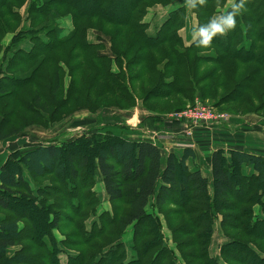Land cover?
<instances>
[{
  "label": "trees",
  "instance_id": "16d2710c",
  "mask_svg": "<svg viewBox=\"0 0 264 264\" xmlns=\"http://www.w3.org/2000/svg\"><path fill=\"white\" fill-rule=\"evenodd\" d=\"M172 2L0 0V142L30 126L48 129L85 109L93 115L112 107L120 112L139 102L148 113L139 127L168 129L162 118L169 114L154 111L150 101H172L182 105L175 109L180 112L182 103L204 100L227 82L234 87L227 95L235 99L231 104L264 102V0H245L236 28L207 48L185 44L187 12L196 15L198 28L230 10L221 9L228 0L173 10L150 34L152 9ZM65 20L72 25L68 35L61 27ZM90 32L98 40L90 41ZM203 65L215 68L198 79ZM148 80L155 86L144 96L139 89ZM106 99L115 103L103 106ZM27 116L40 123H13ZM97 123L106 126L101 118ZM116 128L128 130L126 124ZM103 130L9 154L0 166V264H62V254L66 264H264V156L243 146L229 156L218 148L207 178L191 148L167 153L152 142ZM212 141L205 139L200 149L207 152ZM96 178L113 214L103 213L89 228L99 206ZM162 218L174 249L164 246ZM217 222L227 242L213 257ZM129 226L137 253L131 261L124 243L106 237H120Z\"/></svg>",
  "mask_w": 264,
  "mask_h": 264
},
{
  "label": "rangeland",
  "instance_id": "374dc122",
  "mask_svg": "<svg viewBox=\"0 0 264 264\" xmlns=\"http://www.w3.org/2000/svg\"><path fill=\"white\" fill-rule=\"evenodd\" d=\"M185 0H182L181 3H184ZM232 0H230V3ZM180 7L179 3L175 0V3L172 4L170 7V11ZM228 8H230L229 3L226 4V6L221 7L222 11H226ZM24 14V12H22ZM156 14L157 20L156 24L154 22V18ZM161 15H164L162 17ZM167 18V14H165L162 9H156L155 11H151L150 14L147 17V21L150 24V34H155L156 29L159 27V25ZM65 26V25H63ZM62 27V26H61ZM65 35H68L70 32L66 30L64 27ZM191 29V25L189 27ZM72 30V28H71ZM68 31V32H66ZM188 36L187 38V44H190L193 40V35L191 34V31L187 32ZM12 37V34H8L3 43H8ZM105 52L103 51V54ZM231 65V64H230ZM228 65V66H230ZM205 65L202 66L203 70L200 71V75H198V79L208 74L210 71L214 70V66L212 68H209L208 70H204ZM68 83L66 84V86ZM154 84L148 82H145L143 85V88L139 89V93H143L144 96L148 95V92L154 88ZM204 86V85H203ZM202 86V87H203ZM201 87V88H202ZM233 82L226 84L225 88H222L221 90L216 91L214 94L206 95L204 100H201L199 97L195 98V102L193 104H187L182 103L184 105V109H182L180 112H175V109L180 108L182 105H172V101H150L149 106L154 111H159L163 114H169L166 115L163 119L164 122H166L167 126L169 125L168 129H176L174 133L181 132L182 134H177V137H180L184 144L181 146V149H179V146L174 147V151L181 152L182 150L186 148L193 149L199 159H196V165L201 170L202 174L210 178L209 172L207 167L205 166L204 159H207V152H204L200 148L202 147V142L207 138H212L216 142L212 144V154L215 150L218 148H223L227 155L229 156V152L234 147H241L244 146L245 149L248 152L264 155V102L258 103L256 101L252 100V104H244L243 102L237 105L231 104L232 101H235L232 97V101L229 100L227 95L232 92L233 90ZM136 91V90H135ZM153 96H157V93L155 92ZM175 98H178L177 96H174ZM180 100H183L181 97ZM108 101H101L103 106H109L111 104L115 103V100H109ZM198 103L200 105L205 106L209 110H211L216 116H225L228 120L225 122H219L213 126H204V125H194L193 123L187 122L186 120H181L176 117V115H180L183 112L192 109L193 107L197 106ZM230 103V104H229ZM128 107H130L127 104ZM261 106V107H260ZM87 107V106H86ZM167 109H164V108ZM238 107L240 108V111H235L234 108ZM2 106L0 107V111H2ZM115 107H112V109H100L98 112L93 115L89 112V110L85 109L83 112H75V114L71 115L70 117H67L63 120H58L57 123H55L53 126H50L48 129H45L40 126H30L26 128L24 134L21 136L12 138L8 141L0 142V166H2L6 159L8 158L9 154L16 149H22L26 147H34L38 145L46 144V142L50 141H59V143H63L66 141L73 140L75 138H80L82 136H88L91 135L94 132L97 131H110L113 134H116L118 137H125L127 139L131 140H137V141H153V142H160L163 139V136H161L162 133H165L167 130L161 129L159 131L151 129V126L146 125L145 127H139L141 124L140 122L138 125H132L133 122H136L141 119L144 115L148 113L145 111L142 107V104L139 102L135 107L133 108H126V110H119L114 111ZM165 112H162L164 111ZM258 110V111H257ZM77 111V110H76ZM257 111V115L251 114L248 115L247 113ZM239 112V113H238ZM137 114V118L135 119V115ZM247 114V115H245ZM121 115V116H120ZM120 116V117H118ZM260 116V117H259ZM29 120L24 121L20 118L13 121V123L17 124L18 126L22 127L23 124L26 126L30 121H34L35 124H39V119H32V116H27ZM99 118L103 119V124H105V127H102L101 125L97 123ZM147 119V117H146ZM130 121V122H129ZM118 124H126L128 126V130H119L116 128V125ZM103 129H102V128ZM244 128V129H243ZM105 132V131H104ZM249 133H256L258 134L262 139L261 145L254 139L253 134L250 136H253V139L246 140L244 138H248ZM174 136V135H173ZM172 136V137H173ZM162 137V139H161ZM186 137V138H185ZM236 137V138H235ZM164 140V139H163ZM250 144V145H248ZM214 149V151H213ZM259 151H263L259 153ZM167 153L169 151L165 150ZM202 153V156L200 154ZM211 154V155H212ZM199 161V162H197ZM201 163V166L199 165ZM202 167V169H201ZM245 174H247V170H245ZM29 179V178H28ZM93 191L96 193L97 200L99 202L98 211L96 216H91L89 221L87 222L88 227L90 228L96 220H98L99 216L102 215L105 212H108L110 214H113V206L110 202L108 196L106 195L104 186L102 181L99 178H96L95 186L93 188ZM149 209V208H148ZM149 211H152V209H149ZM257 214H260V209H256ZM126 212V207L122 206L120 209V215L123 216ZM162 216H160L161 218ZM163 219V218H162ZM163 242L164 246H169L170 248L174 249L175 245L172 243L171 240V234L168 231V227L166 226L164 219H163ZM110 229V226L108 224H105V232H108ZM113 242H120L124 243L127 252H128V260L131 261V259H136L137 253L133 251V227L129 226L126 230L124 235H121L117 238H112L109 234L106 236ZM167 240V242H166ZM227 242V240L223 237L222 231L219 226V222H217L215 226V234L213 237V241L211 244V255L213 257H216L220 253V248L222 245H224ZM100 244L104 245L106 242L104 240L99 241ZM114 246V245H113ZM106 247L103 250V253H106L111 247ZM103 247V246H102ZM71 255H76L75 253H72ZM61 263L66 264L67 263V255L62 254L61 257ZM180 264H184L181 262ZM194 264H198L195 262Z\"/></svg>",
  "mask_w": 264,
  "mask_h": 264
},
{
  "label": "crops",
  "instance_id": "0c3cea01",
  "mask_svg": "<svg viewBox=\"0 0 264 264\" xmlns=\"http://www.w3.org/2000/svg\"><path fill=\"white\" fill-rule=\"evenodd\" d=\"M177 1V3H179V6L180 7H178V8H181V7H187L188 5L184 2V3H181V1L182 0H176ZM173 3H175V0H173V2H172V4ZM228 3H229V6H231V4L233 3V0H232V2L230 3V0H228ZM227 3V4H228ZM172 4L169 6V7H167V8H164V7H162V6H157V7H155V8H153L152 9V11H155L156 9H162V11L165 13V14H167V17H168V14L171 12L169 9H170V7L172 6ZM178 8H176V9H178ZM176 9H174V10H176ZM173 11V10H172ZM23 12H24V10H23ZM162 17H164V15H161ZM218 16V15H217ZM155 17H156V14H155ZM157 18L158 17H156V18H154L153 20H154V22H155V24H156V20H157ZM159 19V18H158ZM163 22H164V20H163ZM162 22V23H163ZM161 23V24H162ZM160 24V25H161ZM63 25H65V26H63ZM63 25H62V27H64L66 30H68L69 32H71L72 30H71V28H72V25H71V23H70V20H65L64 22H63ZM159 25V26H160ZM190 25H191V29H189V27H190ZM197 25H198V21H197V17H196V15L195 14H193V13H191L190 11H188L187 12V24H186V27H185V29L181 32L182 33V37H183V39H184V41H185V44L187 45V46H189V45H191L194 41H192L190 44H187V38H186V36H188L187 34V32L188 31H191V34L193 35V32H194V30H196L197 29ZM151 27V26H150ZM150 30H151V28H150ZM68 31H66V32H68ZM70 34V33H69ZM97 33H95V32H90V34H89V40L90 41H96V40H98V38H97V35H96ZM135 119H138L137 118V114L135 115V117H134ZM136 121V120H135ZM135 121L133 122L134 124H132V125H138V123L139 122H141V119H139L137 122H136V124H135ZM130 122V121H129ZM244 129V128H243ZM165 130H167L165 133H162L161 134V136H163V139H162V137H161V139H162V141H160V142H153V141H151L152 143H154L155 145H159V146H163V148L165 149V150H167V151H174L173 149H174V147H177V146H179V149H181V146H183V145H185L184 144V142H183V140L180 138V137H177V134H182L181 132H177L176 134L174 133L175 131H177L176 129H165ZM157 131H159V130H157ZM253 134V136H254V139H256V141L261 145V141H262V139L263 138H261L258 134H256V133H249L248 134V138H244V139H248V140H250V139H253V136H250V135H252ZM174 135V136H173ZM173 136V137H172ZM186 138V137H185ZM236 138V137H235ZM213 140V139H212ZM264 141V140H263ZM212 144H213V141L211 142V144H210V146H209V149H208V151H207V159H204V161L206 162L205 163V166L207 167V169H208V172H209V176L211 175V168H210V162H209V160H210V157H211V154H212V149H211V146H212ZM216 144V143H215ZM248 145H250V144H248ZM243 148L245 149V147L243 146ZM246 150V149H245ZM213 151H214V149H213ZM259 153H261V152H263V151H259V150H257ZM202 153L203 152H200V154H201V156H202ZM262 154V153H261ZM262 156H264V155H262ZM198 159H199V157H198ZM197 159V160H198ZM197 162H199V161H197ZM200 166H201V163L199 164ZM201 169H202V167H201ZM245 170H247V175H250V174H252V170H251V168H246Z\"/></svg>",
  "mask_w": 264,
  "mask_h": 264
},
{
  "label": "clouds",
  "instance_id": "9594fccd",
  "mask_svg": "<svg viewBox=\"0 0 264 264\" xmlns=\"http://www.w3.org/2000/svg\"><path fill=\"white\" fill-rule=\"evenodd\" d=\"M204 0H185V3L196 8L203 4ZM245 8V0H233L230 10L221 12L218 16H212L208 21L200 25L193 32V40L198 47H209L214 39L223 36L237 26V17L241 15Z\"/></svg>",
  "mask_w": 264,
  "mask_h": 264
},
{
  "label": "built area",
  "instance_id": "2783aa9c",
  "mask_svg": "<svg viewBox=\"0 0 264 264\" xmlns=\"http://www.w3.org/2000/svg\"><path fill=\"white\" fill-rule=\"evenodd\" d=\"M178 119L186 120L194 125L213 126L219 122H225L228 119L225 116H216L211 110L198 103L197 106L176 115Z\"/></svg>",
  "mask_w": 264,
  "mask_h": 264
}]
</instances>
